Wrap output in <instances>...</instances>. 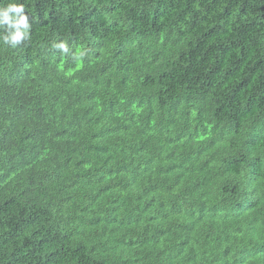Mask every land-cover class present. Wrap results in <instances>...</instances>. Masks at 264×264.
<instances>
[{
    "label": "trees",
    "instance_id": "16d2710c",
    "mask_svg": "<svg viewBox=\"0 0 264 264\" xmlns=\"http://www.w3.org/2000/svg\"><path fill=\"white\" fill-rule=\"evenodd\" d=\"M12 3L0 264H264V0Z\"/></svg>",
    "mask_w": 264,
    "mask_h": 264
},
{
    "label": "clouds",
    "instance_id": "9594fccd",
    "mask_svg": "<svg viewBox=\"0 0 264 264\" xmlns=\"http://www.w3.org/2000/svg\"><path fill=\"white\" fill-rule=\"evenodd\" d=\"M23 8V5L12 3L10 4L7 9H5L0 15L3 16V19L0 20V23H3L4 21H7L9 23H14V24H19L23 25L25 28L27 27L26 25V18L21 16L19 20L13 21L10 20L8 17V12H20ZM24 38V32L17 30L12 36H11V43L13 46H15L16 43H18L20 40ZM5 42H8V38L5 39Z\"/></svg>",
    "mask_w": 264,
    "mask_h": 264
}]
</instances>
